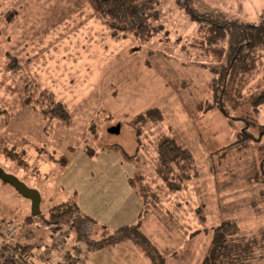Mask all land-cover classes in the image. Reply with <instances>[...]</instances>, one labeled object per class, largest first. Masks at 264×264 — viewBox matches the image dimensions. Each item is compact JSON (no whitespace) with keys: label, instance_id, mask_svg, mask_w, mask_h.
I'll use <instances>...</instances> for the list:
<instances>
[{"label":"rangeland","instance_id":"374dc122","mask_svg":"<svg viewBox=\"0 0 264 264\" xmlns=\"http://www.w3.org/2000/svg\"><path fill=\"white\" fill-rule=\"evenodd\" d=\"M191 4L244 20L264 18V0ZM157 7L162 28L140 41L113 37L86 0H0V169L40 194L39 213L31 215L30 199L0 176V219L13 221L16 239L40 245L32 253L49 249L52 264L63 249L47 244L51 232L41 213L70 199L94 220L80 229L86 264H201L210 233L192 235L196 229L221 217L235 218L255 235L264 227V135L255 124L248 127L251 141L229 146L246 119L264 124V103L256 114L249 102L226 104L227 116L200 109L209 97L212 63L192 43L197 23L174 0H159ZM50 96L65 105L68 121L43 114ZM150 107L163 120L137 140L130 120ZM116 124L119 132H109ZM169 131L199 167L179 191L153 173V140ZM111 145L138 155L140 166ZM8 150L23 161L8 157ZM138 173L148 191L160 195L157 207L139 218L136 184L129 180ZM201 202L205 223L195 213ZM27 215L33 221L25 223ZM138 231L146 240L137 241ZM256 255L262 259L254 262L264 264V246Z\"/></svg>","mask_w":264,"mask_h":264},{"label":"trees","instance_id":"16d2710c","mask_svg":"<svg viewBox=\"0 0 264 264\" xmlns=\"http://www.w3.org/2000/svg\"><path fill=\"white\" fill-rule=\"evenodd\" d=\"M86 1L93 11L104 20L113 37L124 38L132 35L140 41H147L162 28L158 21L159 0ZM174 1L192 21L197 23V36L192 43L194 46L200 47L212 63L209 68L211 75L207 83L209 97L200 100L199 108L203 110L216 109L222 115L227 116L226 104L234 106L249 102L256 114L260 105L264 103V18L244 20L218 8L198 10L191 4V0ZM257 90L259 91L257 92ZM46 106L43 109L44 115L68 121L69 113L62 102L56 101L50 96ZM162 120L161 111L157 107H150L133 116L130 124L135 130L137 140H139V137L145 132V127L150 123L157 124ZM245 122L246 125L237 132L238 137L229 146L240 141H246V143L251 141L253 135L248 131V127H254L255 124L259 130L258 134L264 135V124L251 122L247 119ZM172 131L161 132L154 138L152 167L153 173L168 190L179 191L187 182L197 178L199 167L191 149ZM111 147L118 148L124 158L134 162L136 157H139L135 154V156L128 154L120 145H111ZM222 149L221 151H226L228 148ZM7 155L11 158L19 156L14 150H8ZM21 160L18 157V161ZM135 164L138 165L137 162ZM144 179L145 177L139 173L129 179L131 183L136 184V194L140 203L138 218L142 212L144 214L157 207L160 199L159 194L148 191L149 187L147 188L148 185ZM204 209L203 202L195 207L196 216L202 223L206 221ZM41 217L43 223L48 227L49 233L65 229L74 232L70 243L73 240L75 243H69L70 248L77 249L84 258L80 245L85 242L80 239V229L83 227L84 221L92 222L94 220L83 213L74 200L70 199L54 204L45 213H41ZM33 218L31 215L25 216V223L33 221ZM8 221L12 220L0 219V222ZM138 223V226H141L140 221ZM126 228L125 226L122 229ZM263 229V226L258 227L255 230L257 235H255L243 230L235 218L221 217L216 225L210 228L196 229L191 234L210 233L201 264H257L254 259L257 257L258 261L262 259V254L260 256L256 254H259L261 246H264L262 242L264 232L260 234V231H264ZM138 233L140 236L137 241L146 240L143 234L139 231ZM18 240L24 249L30 251L35 244L29 240Z\"/></svg>","mask_w":264,"mask_h":264},{"label":"built area","instance_id":"2783aa9c","mask_svg":"<svg viewBox=\"0 0 264 264\" xmlns=\"http://www.w3.org/2000/svg\"><path fill=\"white\" fill-rule=\"evenodd\" d=\"M14 228L13 221L0 222V264H52L49 249L42 247L39 251L32 253L31 249L28 252L16 239ZM69 239L70 231L60 230L51 232L49 243H46L50 248L62 245L63 252L57 264H82L84 259L82 254L75 248L65 247ZM33 247L38 248L40 245L36 244Z\"/></svg>","mask_w":264,"mask_h":264},{"label":"water","instance_id":"95a60500","mask_svg":"<svg viewBox=\"0 0 264 264\" xmlns=\"http://www.w3.org/2000/svg\"><path fill=\"white\" fill-rule=\"evenodd\" d=\"M120 125L116 124L108 128L109 132L118 133ZM0 176L2 179L7 180L10 182L19 193L26 196L31 201V215H37L39 213V201H40V194L37 190L32 189L25 185L22 181L18 178L5 173L3 170L0 169Z\"/></svg>","mask_w":264,"mask_h":264},{"label":"crops","instance_id":"0c3cea01","mask_svg":"<svg viewBox=\"0 0 264 264\" xmlns=\"http://www.w3.org/2000/svg\"><path fill=\"white\" fill-rule=\"evenodd\" d=\"M138 202V201H137ZM138 214V213H137ZM72 243H75L74 242V240L73 241H71V244ZM82 245H83V243H82ZM81 249H82V251H83V254H84V259H83V264H86V256H87V246H86V244L82 247L81 246ZM97 250H99L100 248H96Z\"/></svg>","mask_w":264,"mask_h":264}]
</instances>
